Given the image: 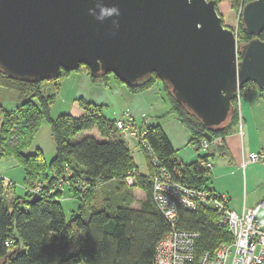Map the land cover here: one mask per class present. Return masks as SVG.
<instances>
[{
	"label": "trees",
	"instance_id": "trees-1",
	"mask_svg": "<svg viewBox=\"0 0 264 264\" xmlns=\"http://www.w3.org/2000/svg\"><path fill=\"white\" fill-rule=\"evenodd\" d=\"M215 1L217 5L219 0ZM249 1L230 0V4L232 9L240 10ZM236 37L238 44L254 37L245 29L241 18ZM257 37L264 40V30ZM78 70L88 72V67L81 64ZM68 73L62 71L61 76ZM109 74L99 78L106 79ZM113 77L123 84L116 76ZM155 81L159 79L154 75L147 84L128 89L137 92ZM251 84L258 89L255 83L248 82L239 90L240 95ZM0 87L14 90L19 99L15 110H1L0 160L13 157L24 172L23 196L13 190V180L0 175V264H155L156 245L171 229V224L153 200L152 182L148 177L152 162L144 146L140 145L149 170L146 175L138 172L134 158L121 138L113 136L99 140L84 136L74 139L79 132L94 125L103 135L102 127L111 129L109 126L113 122L108 123L94 115L93 109H89L90 103L79 99L88 115L76 117L64 113L54 118L49 113L53 97L42 94L38 83L9 78L0 70ZM163 87L170 104L169 112L190 130L192 143L199 149L205 132L212 137L223 138L230 123L237 119L234 99V112L229 121L221 128L211 130L177 102L170 89ZM43 120L48 123L55 142V153L49 162L40 149L29 154L24 152L31 146ZM142 137L152 148L158 163L169 171L173 179L191 187L205 186L209 170L200 165L199 159H205L207 154L177 171L179 165L172 157L173 148L159 125L148 126ZM131 170L136 171V178L135 183L129 186L124 179ZM68 173V185L64 190L54 188L57 180ZM37 183L45 185L37 193L40 198L30 202L35 195L31 189ZM112 184L116 189L115 195L112 198L105 196L100 209L95 210L100 205L92 207L87 220L79 212H73L66 218L59 199L63 191L67 190L70 197L82 203ZM134 187L146 194L139 208L131 207ZM175 226L199 233L195 244L196 256L205 251L212 253L220 243L231 241V235L225 226L220 225L217 213L203 207L191 210L180 205ZM6 241L10 243L6 244Z\"/></svg>",
	"mask_w": 264,
	"mask_h": 264
},
{
	"label": "water",
	"instance_id": "water-1",
	"mask_svg": "<svg viewBox=\"0 0 264 264\" xmlns=\"http://www.w3.org/2000/svg\"><path fill=\"white\" fill-rule=\"evenodd\" d=\"M97 2L119 7L115 34L110 20L88 14ZM240 18L254 35L243 44L222 24L215 0H0V70L39 83L83 64L91 77L110 73L127 87L155 75L177 102L219 129L244 84L264 92V40L257 37L264 0L245 3Z\"/></svg>",
	"mask_w": 264,
	"mask_h": 264
},
{
	"label": "crops",
	"instance_id": "crops-1",
	"mask_svg": "<svg viewBox=\"0 0 264 264\" xmlns=\"http://www.w3.org/2000/svg\"><path fill=\"white\" fill-rule=\"evenodd\" d=\"M72 72L76 74V87L68 110H66L67 114L70 113L76 117L88 115V110L79 102V99H83L91 104L89 109H93L94 115H99L108 123L111 121L114 123L118 119L124 120L125 115H129L131 127L136 133V136L120 133L112 123L109 126L110 130L102 127L105 135L101 134L97 125H94L90 129L79 132L75 137L93 136L99 140L113 136L121 138L128 146L138 172L145 175L149 170L138 139L145 133L148 126L159 125L164 132L173 148L172 157L179 165L176 167L177 171L183 165L206 155L207 152L192 143L190 130L169 112L170 104L160 81H155L144 89L132 92L124 83H118L112 74H109L106 79L93 80L88 72L77 71V69L68 73L67 76ZM92 105H94L93 108ZM135 119L141 123L138 130L135 128ZM51 138L53 139L52 136ZM257 151H264V93L255 88L240 95L237 102V119L230 123L228 132L223 137V145L210 151L208 157L212 168L206 176L205 186L216 193L226 194L228 206L237 212L254 208L264 198V163L254 161L244 167L241 165L242 154L248 155ZM54 153L55 142L53 143V156ZM16 165L14 158H2L0 175L10 178L7 173ZM115 192L114 184L108 185L87 201L79 203L65 190L62 193L64 201L61 200V203L63 205L64 202L72 214L78 212L77 209L84 204L89 210L95 205L102 207L105 196L112 198ZM131 194L134 199L131 207L139 208L140 202L146 198L144 190L134 187Z\"/></svg>",
	"mask_w": 264,
	"mask_h": 264
},
{
	"label": "built area",
	"instance_id": "built-area-1",
	"mask_svg": "<svg viewBox=\"0 0 264 264\" xmlns=\"http://www.w3.org/2000/svg\"><path fill=\"white\" fill-rule=\"evenodd\" d=\"M239 97L238 92L237 99ZM115 126L120 133L136 136L131 125L122 119L116 120ZM222 144L221 136L210 140L203 138L200 141V147L206 154ZM142 145L152 162L148 177L152 182L153 200L171 224V229L156 245L155 264H264V219L258 217L259 210L264 208V198L254 208L237 212L228 206L226 194L216 193L206 186L191 187L173 179L169 171L158 163L152 148L145 142ZM254 161L264 163V151L242 154L243 167ZM199 163L208 170L212 168L207 158L201 159ZM66 176H70V173ZM135 178L136 171L131 170L124 180L131 186L135 183ZM64 181L65 179L57 180L54 188L60 189V184ZM41 189L42 187H34L31 191L38 193ZM180 205L191 210L203 207L217 213L219 223L228 229L231 241L220 243L212 253L205 251L196 256L195 244L199 233L175 226ZM5 243L9 244L10 241Z\"/></svg>",
	"mask_w": 264,
	"mask_h": 264
},
{
	"label": "rangeland",
	"instance_id": "rangeland-1",
	"mask_svg": "<svg viewBox=\"0 0 264 264\" xmlns=\"http://www.w3.org/2000/svg\"><path fill=\"white\" fill-rule=\"evenodd\" d=\"M216 9H217L218 14L222 18V24L225 27L232 28V30L235 33H237L238 23H239L240 13H241L240 11L242 9H240V10L232 9L231 4H230V0H219L218 4L216 5ZM73 71H76V70H73ZM78 71H83V70H78ZM68 72H71V71H68ZM84 72H87V71H84ZM88 74H89V71H88ZM75 75L76 74L72 72L71 74H69V76H67V74L63 75V76L60 75L61 77L59 76L56 79L44 80V81H41L38 83V87H39L42 94L51 95L53 97L52 103L50 105V110H49L51 117L55 118L59 114H64L67 112L66 110H68V107L70 105V102H71L72 97L74 96V92H75V87H76ZM97 79H101V78L98 77V78H96V80ZM159 83H161V82H159ZM250 89L252 91L255 89V87L251 84L248 86L247 90H250ZM239 96H240V93H239ZM18 102H19V99H18V93L17 92H15L14 90H9V89L0 87V125H1V121H2L1 110L7 111V112L13 111L17 108ZM237 102H238V99H236V103ZM124 120L131 125L129 115H125ZM134 123L136 124L135 128L138 130V127L141 125V123L139 122V120H136V119H135ZM40 125L41 126L38 129L37 135L35 134L31 146L29 148L25 149L24 152L26 154H29V153L35 152L37 149H40L43 152V155H44L46 161L49 162L53 158L52 151H53V143H54L53 140L54 139L51 138L52 134H50L51 130H49V125L47 124V122L45 120H43ZM130 135L133 136V134H131V133H130ZM138 135H139V133H138ZM140 136L141 137L138 139L139 143H140L139 145H142V142H145V140L142 137L143 134ZM80 138H81L80 136L74 137L75 140H79ZM123 138L127 139V137H124V136H123ZM130 142L132 143V141H130ZM217 148L218 147H216L215 149H217ZM209 154L210 153H208L206 156L207 159L209 157ZM200 160L201 159H199V162H200ZM141 166H142V164H141ZM141 168H143V167H141ZM7 175L15 183V186L13 189L15 191V193L17 195L23 196L24 187H23L22 183H23L24 172H23L22 167L18 166V164H17L15 166V168H13L11 171H8ZM66 177L67 176L65 175L64 177L58 179V180H60V179L64 180L65 179V181L62 184H60V186H61L60 190L61 189L64 190L65 185H68V184H66L68 182V178H66ZM43 185H45V184L44 183H39V184L37 183L36 187L39 189ZM34 194H37V193H34ZM59 199L63 200V195ZM73 199L77 200V198H73ZM78 202L80 203L79 200H78ZM62 206L64 208L66 218H69L70 217V210H68V207L66 206V204L64 202H63ZM98 209H100V207H96L95 210H98ZM77 211L82 214V216L85 220H87V218L91 212L89 209L86 208L85 204L80 209H77ZM258 217L261 219H264V208H261L260 212L258 213Z\"/></svg>",
	"mask_w": 264,
	"mask_h": 264
},
{
	"label": "clouds",
	"instance_id": "clouds-1",
	"mask_svg": "<svg viewBox=\"0 0 264 264\" xmlns=\"http://www.w3.org/2000/svg\"><path fill=\"white\" fill-rule=\"evenodd\" d=\"M88 14L92 16L97 22L103 23L105 20L111 21L113 34L119 29L120 9L115 4L108 6L104 3L97 2L94 7L88 9Z\"/></svg>",
	"mask_w": 264,
	"mask_h": 264
},
{
	"label": "bare ground",
	"instance_id": "bare-ground-1",
	"mask_svg": "<svg viewBox=\"0 0 264 264\" xmlns=\"http://www.w3.org/2000/svg\"><path fill=\"white\" fill-rule=\"evenodd\" d=\"M205 138V137H204Z\"/></svg>",
	"mask_w": 264,
	"mask_h": 264
}]
</instances>
